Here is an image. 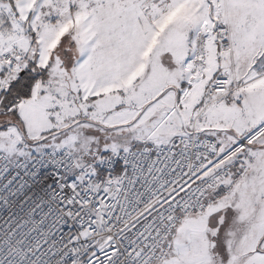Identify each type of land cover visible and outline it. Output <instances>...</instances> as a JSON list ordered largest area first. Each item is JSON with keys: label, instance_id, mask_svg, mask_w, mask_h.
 <instances>
[{"label": "built area", "instance_id": "2783aa9c", "mask_svg": "<svg viewBox=\"0 0 264 264\" xmlns=\"http://www.w3.org/2000/svg\"><path fill=\"white\" fill-rule=\"evenodd\" d=\"M215 34L221 50L232 51L228 27ZM4 60L0 105L24 70L20 53ZM256 65L259 78L264 58ZM242 85L233 72L213 80L208 104H232ZM260 125L224 150L215 136L193 132L86 163L69 147L28 159L0 151V264H160L179 224L207 214L226 179L246 176L248 165L233 157L264 134Z\"/></svg>", "mask_w": 264, "mask_h": 264}, {"label": "crops", "instance_id": "0c3cea01", "mask_svg": "<svg viewBox=\"0 0 264 264\" xmlns=\"http://www.w3.org/2000/svg\"><path fill=\"white\" fill-rule=\"evenodd\" d=\"M151 2L152 0L149 4ZM154 3L157 7L167 5L162 11L163 18H159L158 21L166 23L170 21L171 2L156 0ZM209 3L210 14L213 17L215 0H209ZM225 3V12L222 11L220 19L225 18V24L229 30L231 28L232 33L233 26L239 27V37L237 38L236 30L231 38L234 48L243 44V51H248L247 55L250 54L254 58L255 54L253 55L252 52L258 50V55L261 53L264 58V0H225ZM60 4L62 2L58 3L57 0H0V68H4L5 54L18 52L24 57V70L13 84V87L19 89L21 97L16 99H11L10 95L5 97L2 107L18 105V112L22 111L25 115H21L23 123L42 111L39 107V99L31 98L32 91L44 87L49 90L54 82L64 81L60 75L65 77L67 83H71L70 92L76 98L83 95L89 99L87 92L96 90L95 86L98 84L99 97L103 98L105 107L124 106L123 102H118L119 93L112 87L107 89L108 84H105L106 79L109 81L108 77H113L110 70H118L119 62L122 60L120 57L123 48L117 41L118 35L107 37L102 30L101 34L96 35L94 46L87 43L86 45L78 20L74 19L73 9L63 3L62 10ZM149 4L146 9H149ZM147 17L150 16L146 13L142 14L141 20L145 21ZM184 18L182 23H173V27L184 28V34L133 36L131 49L133 55H137L136 59L138 58L141 68L136 72L132 70L131 76H136L143 68V71L150 68L151 83L147 80L146 85L133 89L135 92L131 94L128 92L124 97L135 102L139 108L150 107L148 118L152 117V121H159L156 118L166 115L156 117L157 109L166 110L169 116L170 110L167 109L172 104V98L176 96L170 91H177L180 109L175 119H178V129H174V136L168 141L177 135H188L192 132L206 134L210 131L215 132L214 135L221 141V149L224 150L229 139L249 134L262 122L259 119L254 121L250 118L246 119L247 113L244 112L243 107L247 106L245 95L253 90L260 91L264 102V82L253 86L242 85L233 95L234 102L232 104L225 102L233 106L232 108L226 110L221 108V102L224 101L208 105L206 83L226 73L224 70L228 68L229 52L221 50L216 34L187 35L186 28L192 20ZM99 21L102 24L100 19ZM166 25L170 26L172 23L168 22ZM197 26H200L198 22L195 24V27ZM105 42L106 44L108 42L107 46ZM129 51L125 53L128 54ZM102 55H105L104 59ZM107 57L109 59L106 62ZM146 57L148 61L145 62ZM102 60L103 62L105 60L104 74L98 72ZM172 69L176 76L174 80L170 79ZM123 71L119 76L124 80L126 76L128 77V73ZM124 74L126 76H123ZM155 75L167 76L166 83L164 82L161 87L155 86ZM148 83L150 84L147 85ZM152 84L154 86L151 89ZM31 85L32 91L29 92L27 89H30ZM120 89L121 87L119 92L122 91ZM158 89L159 91L156 92ZM149 90L152 92H146ZM236 102L240 103L237 108H235ZM211 105H217L215 111L201 121L203 110ZM219 122H228L227 126L233 128L226 129V124L220 126ZM233 158L237 166L248 165L247 174L236 183L226 179L215 192L212 208H219L230 219L233 216L235 227L243 228L234 242L235 246L239 242L243 245L240 260L243 261L242 254H244L245 259L252 262L251 264H264V136L235 154ZM229 214L232 216L230 217Z\"/></svg>", "mask_w": 264, "mask_h": 264}, {"label": "rangeland", "instance_id": "374dc122", "mask_svg": "<svg viewBox=\"0 0 264 264\" xmlns=\"http://www.w3.org/2000/svg\"><path fill=\"white\" fill-rule=\"evenodd\" d=\"M150 1L57 0L58 3H65L67 6L69 5V8L73 9L74 19L78 20L85 44L94 46V39L97 38L96 35L101 34L102 30L107 37H109L108 35H118L117 41L123 48V53L121 52L120 57L122 60L119 62L118 70H110V74L113 77H108L109 81L106 79L105 84H108L107 89L112 87L113 90L115 89L114 91L119 93L118 102H123L124 106L105 107L103 98L99 97L98 84L95 86L96 90L87 92L89 99L79 94L80 97L76 98L70 92L71 83H67L65 77L60 75L64 81H61V83L54 82V85H51L49 90L44 87L43 89L38 88L32 91L31 98L39 99V107L42 111L36 117L28 118L24 123L21 122V115L23 116L24 114H22V111L18 112V105L2 107L5 98L2 99L0 105L1 152H5L11 157L28 159L33 153L37 154L49 149L69 147L74 151L80 162L86 163L96 160L107 151H115L120 148H137L143 143H167L174 136V129H178V119L175 118L179 115L180 109L177 91H170L176 96L172 98V104L167 109V111L170 110L169 116L166 110L157 109L156 117L166 115V117L156 118L159 121H152V117L148 118L150 107L139 108L135 102L126 100L124 97L128 92L130 94L135 92L133 89L146 85L147 80L151 83L150 68L149 70L146 69L147 71H143V68L141 71L139 70L136 76H131L132 70L136 72L141 68L139 67L138 58L136 59L137 55H133L131 49L132 41L134 40L133 36L142 34L151 36L169 33L184 34V28L173 27V23H182L183 17H185L184 19L192 20V23H189L186 28L188 30L187 35L194 33L204 35L206 33L214 36L215 21L217 26H226L225 18L221 17L220 19L222 11L225 12L226 3L225 0H215L212 17L209 0H168V2H171L170 17L172 19L167 21V23L170 22L172 25L167 26L166 22L158 21L159 18H163L162 11L167 5L157 7L156 3H154L156 0H152L149 4ZM62 4L60 5L63 10ZM148 4L149 9H146ZM66 5L65 8L67 7ZM145 13L150 17L142 21V14L144 15ZM166 18L167 16L165 15ZM99 19L102 24H100ZM197 22L200 26L195 27ZM74 23L76 22L74 21ZM164 27L166 28L164 29ZM232 28L233 33L231 28L229 30L231 38H233L236 30L238 38L239 27L233 26ZM107 44L105 42V46ZM126 51H129L128 54L125 53ZM247 52L243 51V44H239V47L236 46L234 48L233 43L232 51L227 52L230 57L228 58L229 69L226 68L224 70L226 73L224 74L233 72L241 82L244 81V86L248 84V86H253L259 82H264V75L259 78L255 77L258 74L255 72L256 64L261 60L263 54L260 53L258 55V50H255L252 52L253 55L255 54L254 58H252V55H247ZM104 56L102 55L101 57L104 59ZM109 57H107L106 62ZM146 61H148V57L145 58ZM104 62L102 60L98 67V72L101 74L105 73ZM120 70H125L128 73V77L125 74L123 75L126 76V79H120L119 74L122 72ZM171 73L170 79H176L173 69ZM261 74L259 73L258 75ZM102 76L106 77V75ZM222 76L224 75L213 79L215 80ZM166 77L155 75V86L159 85L161 87L164 82L166 83ZM66 78L68 80L67 71ZM129 78H132V80ZM14 80L11 83L9 94H6L5 97L9 95L11 99L21 97L19 96L20 93L17 94L14 89L12 91L13 84L17 79ZM247 82L248 84H246ZM211 83L210 81L206 83V95ZM153 86L154 84H152L151 89ZM120 87L122 91L119 92ZM146 92H152V90ZM244 99L247 103V106L243 107L244 112L247 113L245 115L246 119L250 118L251 121L259 119L262 122L258 125L264 126V102L261 99L260 91H249ZM221 103V108L225 110L233 107L225 102ZM239 105L240 103L236 102L235 108ZM216 107L217 105L206 107L201 114L203 115L201 121L208 114L213 113ZM15 110L16 112H14ZM219 123L220 126L226 124V129L233 128L232 126H227L229 125L228 122ZM208 132L206 134L215 136V132ZM262 136L264 134L259 138ZM213 208L207 214L187 217L179 224L176 237L172 240L171 248L164 261L160 264H221L222 260L224 264L252 263L245 259L244 254H242L243 261L240 260L241 251L244 249L240 242L236 246L232 243H226V253L223 254L221 240L216 234L220 229L221 232L229 229L231 219L219 208ZM242 231L243 228L235 229V233L231 231L230 238H238ZM213 238L214 242L212 243Z\"/></svg>", "mask_w": 264, "mask_h": 264}, {"label": "flooded vegetation", "instance_id": "af4514ba", "mask_svg": "<svg viewBox=\"0 0 264 264\" xmlns=\"http://www.w3.org/2000/svg\"><path fill=\"white\" fill-rule=\"evenodd\" d=\"M235 221H234V217L232 216V219L230 220V224H229V229H226V231L224 230L223 232H221V229L218 231V233L216 234V236H218V238L221 240V245L223 248V254L226 253L225 247H226V243L227 244H234V242L236 241V237L230 238V233L231 231L233 233H235V229L238 230V228L235 227ZM212 243L214 242V238L212 239ZM224 264L223 260L222 263Z\"/></svg>", "mask_w": 264, "mask_h": 264}, {"label": "trees", "instance_id": "16d2710c", "mask_svg": "<svg viewBox=\"0 0 264 264\" xmlns=\"http://www.w3.org/2000/svg\"><path fill=\"white\" fill-rule=\"evenodd\" d=\"M20 74H21V73H20ZM20 74H19L17 80L19 79ZM31 87H32V85L29 86L30 89H27V91H29V92L32 91V90H31ZM13 89L17 92V94H19V89H18V88H16V87H12V91H13ZM8 94H9V93H8ZM17 94H16V95H17ZM12 95H13V94H12ZM14 95H15V94H14ZM4 98H5V97H4ZM108 152H111V151H107V152H104V153H108Z\"/></svg>", "mask_w": 264, "mask_h": 264}, {"label": "water", "instance_id": "95a60500", "mask_svg": "<svg viewBox=\"0 0 264 264\" xmlns=\"http://www.w3.org/2000/svg\"><path fill=\"white\" fill-rule=\"evenodd\" d=\"M216 24H217V22L215 21V28H214V30H216V27H217V25H216Z\"/></svg>", "mask_w": 264, "mask_h": 264}, {"label": "bare ground", "instance_id": "6f19581e", "mask_svg": "<svg viewBox=\"0 0 264 264\" xmlns=\"http://www.w3.org/2000/svg\"><path fill=\"white\" fill-rule=\"evenodd\" d=\"M193 133V132H192ZM190 134V133H189Z\"/></svg>", "mask_w": 264, "mask_h": 264}]
</instances>
